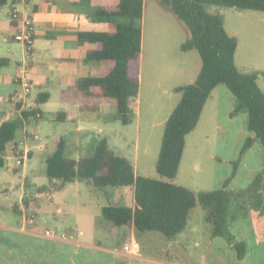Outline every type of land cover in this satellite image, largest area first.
Listing matches in <instances>:
<instances>
[{"label": "rangeland", "instance_id": "rangeland-1", "mask_svg": "<svg viewBox=\"0 0 264 264\" xmlns=\"http://www.w3.org/2000/svg\"><path fill=\"white\" fill-rule=\"evenodd\" d=\"M142 1L139 89L131 108L134 119L121 124L122 130L116 133L117 137L122 136L121 142L127 140L131 145L137 137L136 171L158 176L155 163L162 120L179 96L169 90L168 81L181 63L180 43L186 40L189 30L162 0ZM207 10L220 13L227 33L237 38V67L248 72L264 71V11L219 5H211ZM257 83L264 91L263 75L257 76ZM211 94L197 125L185 137L175 178L176 183L196 192L220 188L245 138L253 135L246 127L245 112L229 115L235 97L225 84H219ZM57 101L52 98L43 110H58ZM29 131L40 138L47 137L40 125ZM20 132L18 127L16 141ZM263 153L262 144L255 140L242 155L228 189L236 191L248 185L253 174L264 166ZM30 155H34L33 149ZM45 180L42 157H29L23 165H18L10 145L6 146L4 166L0 167V264H264V239L257 238L250 213L242 211L230 221L234 240H229L225 235H213L212 224L206 221L205 209L199 204L192 210L185 229L173 238L155 230L138 232L130 240L133 256H114L96 246L81 244L82 236L76 235L79 229L85 233L91 227L99 232L105 228L108 221L96 203H104L106 199L85 180L35 196L38 191H48V187L56 188L50 181L48 187L36 185ZM26 214L27 223L23 219ZM29 220L36 227H31ZM46 228L56 231L57 235L45 236ZM116 239L120 249L121 235ZM235 240L245 242L243 258L237 256ZM96 244L94 241L93 245Z\"/></svg>", "mask_w": 264, "mask_h": 264}, {"label": "trees", "instance_id": "trees-1", "mask_svg": "<svg viewBox=\"0 0 264 264\" xmlns=\"http://www.w3.org/2000/svg\"><path fill=\"white\" fill-rule=\"evenodd\" d=\"M5 1L0 0V4ZM162 2L189 30L190 36L181 43L180 49H195L202 64L193 82L173 88L180 93V98L163 124L155 163L158 176L136 173L132 164L125 157L115 154L103 137L91 155L77 160L65 155L63 141L59 140L54 150L43 156L46 177L49 181H59L56 188L74 180H85L100 190L109 186H132L133 206L105 205L102 214L116 227L133 225L137 233L155 230L167 238H173L185 229L192 210L199 204L205 209L206 221L212 224L213 235H225L229 240H234L229 230L230 221L244 211L252 216L257 238L264 239V166L253 174L247 186L236 191L228 189L244 152L255 140H259L264 148V91L257 83V76H264V71L248 72L237 67V38L227 33L220 13L207 10L211 5H219L264 11V0ZM142 13V0H118L114 5H99L95 11L98 17L118 18L119 21L112 24L111 30H93L78 35L79 39L94 43L87 50L86 58L113 62L110 69L81 80V91L87 96L112 100L122 123L131 121V108L139 89ZM5 62L6 59L1 57L0 67ZM219 84H225L235 97L229 115L245 112L246 127L253 135L245 138L238 158L232 161L231 172L221 182V187L196 192L176 183L175 178L183 157L185 137L197 125L206 100ZM48 97L47 92L38 93L35 102L42 103ZM37 113L36 109L31 108L22 111L15 119L1 122L0 167L4 166V152L7 144L14 140L15 130L21 127L24 119L37 117ZM234 247L238 258H243L245 242L235 240Z\"/></svg>", "mask_w": 264, "mask_h": 264}, {"label": "crops", "instance_id": "crops-1", "mask_svg": "<svg viewBox=\"0 0 264 264\" xmlns=\"http://www.w3.org/2000/svg\"><path fill=\"white\" fill-rule=\"evenodd\" d=\"M117 2L118 0H6L5 3L0 4V58L6 59L4 65L0 67V124L4 120L19 117L22 111L31 108L39 112L38 117L29 116L23 120L18 136L20 143L24 136L30 134L31 127L40 125L45 128L47 137L31 142L34 155H30V158H43L46 153L54 150L59 140H62L65 155L77 160L91 155L100 139L104 137L114 153L125 157L138 173L135 169L138 161L137 137L134 138L132 145L127 140L121 142L122 136L117 137L116 132L122 130L120 127H123L121 126L123 123L119 119L115 103L108 98L84 95L80 85L81 80L99 71L110 69L113 62L86 58L87 50L92 48L94 43L81 40L78 35L81 32L93 30H111L112 24L119 19L98 17L95 11L99 5H114ZM13 4H16L23 14L31 17L34 25L33 51L29 68L32 89L26 100L27 104H32L30 108L11 100L12 93L18 88L16 76L18 64L23 56V45L14 39V22L9 19V11ZM189 36L190 34L187 38ZM181 51L183 53L181 63L168 81L169 90L179 96L170 106L162 120L163 123L180 98V93L175 92L173 88L193 82L201 68L202 61L195 49ZM42 92H47L49 97L42 103H36V95ZM52 98L58 100L57 108L59 109L43 110ZM57 113L60 114L56 115ZM133 119L134 116L131 114L130 123ZM18 141L14 138L7 145H10L12 150V146L18 144ZM24 173L26 174V171ZM76 181L78 183L81 180L68 182L61 188ZM50 182L59 184V181L55 179ZM48 184V178L41 183H36L45 187H48ZM54 189L60 188L48 187V191H38L35 196H42ZM100 191L102 197L106 199L104 203L102 201L96 203L101 213L105 205H134L132 186H126V188L109 186ZM32 218H36V213ZM23 219L26 223L28 222L27 214ZM29 221L31 227H36L35 222L33 224L31 220ZM107 221L105 228L100 232L93 227L85 233L79 229L76 235L82 236L80 243L96 246L101 251L114 256H133L135 253L125 251L124 245L135 238L137 232L134 226L116 227L110 220L107 219ZM33 232L34 229L31 233ZM119 235L123 241L120 249L117 248L118 240L116 239ZM94 241L97 242L96 245H93Z\"/></svg>", "mask_w": 264, "mask_h": 264}, {"label": "built area", "instance_id": "built-area-1", "mask_svg": "<svg viewBox=\"0 0 264 264\" xmlns=\"http://www.w3.org/2000/svg\"><path fill=\"white\" fill-rule=\"evenodd\" d=\"M9 19L14 22V39L23 45V56L18 64V72L16 76L18 88L12 93L11 100L30 108L32 104H27L26 100L32 89L29 78V68L33 51L34 25L31 17L23 14V11L16 4H13L10 8ZM36 115L37 117L39 116L38 113ZM40 139L41 138L36 133H30L29 135L24 136L19 144H14L12 146V153L16 157V163L18 165H23L25 160L30 157V149H32L31 142ZM43 233L48 237L57 235L56 231L48 228L44 229ZM124 250L131 252L130 243L124 245Z\"/></svg>", "mask_w": 264, "mask_h": 264}]
</instances>
